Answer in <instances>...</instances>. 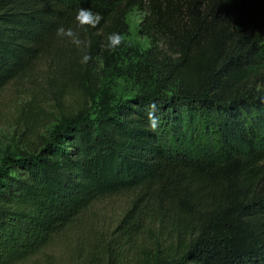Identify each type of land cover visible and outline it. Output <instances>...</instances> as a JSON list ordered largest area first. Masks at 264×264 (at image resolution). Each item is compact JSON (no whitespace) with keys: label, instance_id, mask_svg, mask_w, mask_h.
Masks as SVG:
<instances>
[{"label":"trees","instance_id":"obj_1","mask_svg":"<svg viewBox=\"0 0 264 264\" xmlns=\"http://www.w3.org/2000/svg\"><path fill=\"white\" fill-rule=\"evenodd\" d=\"M80 8L101 23L78 27ZM133 9L148 47L109 50ZM60 26L82 44L58 37ZM125 54L150 96L111 105L102 91L96 122L65 115L42 146L1 166L0 264L43 249L98 198L135 190L171 237L132 264H264V0H0V91L25 84L31 111L43 74L85 91L97 58Z\"/></svg>","mask_w":264,"mask_h":264},{"label":"rangeland","instance_id":"obj_2","mask_svg":"<svg viewBox=\"0 0 264 264\" xmlns=\"http://www.w3.org/2000/svg\"><path fill=\"white\" fill-rule=\"evenodd\" d=\"M143 12L133 9L127 15V48L144 50L148 40L139 34ZM82 56L63 71L76 72L84 64ZM133 60L127 54L112 64L97 58L91 82L84 90L67 92L61 76L48 83L43 74V96L32 111L23 105L29 101V88L13 83L0 91V168L14 154L40 147L53 135L63 116L96 122L102 115L105 98L111 105L138 96H150L152 89L141 88L132 78ZM30 112L32 117L29 118ZM29 118V119H28ZM36 124L34 134L29 126ZM147 195L128 191L105 195L51 237L40 251L16 264H132L138 257L166 251L169 238L166 223H159L143 208Z\"/></svg>","mask_w":264,"mask_h":264},{"label":"clouds","instance_id":"obj_3","mask_svg":"<svg viewBox=\"0 0 264 264\" xmlns=\"http://www.w3.org/2000/svg\"><path fill=\"white\" fill-rule=\"evenodd\" d=\"M103 17L100 13L92 11L90 8H80L76 12L75 20L78 27L84 28V26L91 27L95 29L102 21ZM87 29L85 28V31ZM56 35L62 38H68L71 42L79 47L82 44L79 32L73 30L71 27L60 26L56 29ZM125 41V37L119 32L110 33L107 36V47L109 50H114L118 48ZM92 57L88 54H84L81 59V63L87 64ZM155 109V105L151 106ZM157 120L155 118L151 119V126L156 127Z\"/></svg>","mask_w":264,"mask_h":264}]
</instances>
